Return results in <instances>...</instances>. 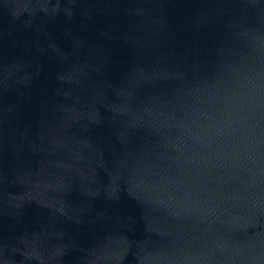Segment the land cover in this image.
Wrapping results in <instances>:
<instances>
[{
    "label": "water",
    "instance_id": "95a60500",
    "mask_svg": "<svg viewBox=\"0 0 264 264\" xmlns=\"http://www.w3.org/2000/svg\"><path fill=\"white\" fill-rule=\"evenodd\" d=\"M0 264H264V0H0Z\"/></svg>",
    "mask_w": 264,
    "mask_h": 264
}]
</instances>
